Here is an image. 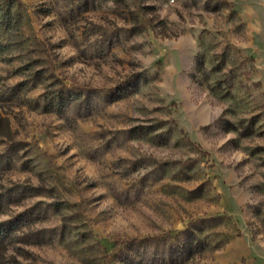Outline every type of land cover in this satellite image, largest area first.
<instances>
[{"label":"rangeland","instance_id":"1","mask_svg":"<svg viewBox=\"0 0 264 264\" xmlns=\"http://www.w3.org/2000/svg\"><path fill=\"white\" fill-rule=\"evenodd\" d=\"M0 264H264V0H0Z\"/></svg>","mask_w":264,"mask_h":264}]
</instances>
